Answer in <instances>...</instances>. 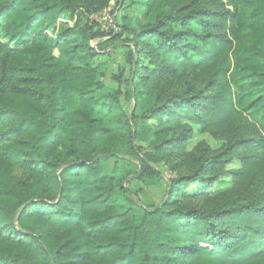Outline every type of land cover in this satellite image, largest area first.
I'll use <instances>...</instances> for the list:
<instances>
[{
  "label": "trees",
  "instance_id": "1",
  "mask_svg": "<svg viewBox=\"0 0 264 264\" xmlns=\"http://www.w3.org/2000/svg\"><path fill=\"white\" fill-rule=\"evenodd\" d=\"M111 1L142 21L104 95ZM0 264H264V0H0Z\"/></svg>",
  "mask_w": 264,
  "mask_h": 264
},
{
  "label": "rangeland",
  "instance_id": "2",
  "mask_svg": "<svg viewBox=\"0 0 264 264\" xmlns=\"http://www.w3.org/2000/svg\"><path fill=\"white\" fill-rule=\"evenodd\" d=\"M141 15L142 8L137 6L136 4L128 3L127 1H125L123 4H117L116 2L111 1L106 9L90 17V20L97 22L100 28L104 30L105 34H108L105 35L101 41H99L98 39H93L90 41L92 47L101 52L93 59V63L100 69L102 73V80L107 88L103 90L102 94L104 95L108 94L110 92V89L118 85V83L116 82V76L118 74L117 69L119 66L124 64V55L126 51L125 46H132L130 42L123 41L124 36L120 39L115 40V38L113 39V37L109 34L112 29H119V27L123 25L134 28L138 20L141 19L142 21ZM70 23L72 22L70 21ZM99 48H103V50H99ZM106 53H109V55H106ZM124 78H126V76H124L123 79ZM125 87L126 84H124L123 92L125 90ZM121 100L126 105L127 112H129L130 117V114L134 109L133 98H131V100H128L126 95L122 93ZM136 121L138 123V126H140L141 120L137 119ZM145 122L147 124H154L155 120L149 117ZM204 139L208 140L206 136L203 137L196 133L193 134L192 137L188 140L187 149H192L197 142ZM208 144L212 148H216L217 146L214 142L212 143L210 141L208 142ZM141 145L143 146V144ZM159 169L162 172L163 179L158 180V182L149 179L144 182H139L133 179L132 175L128 177L127 173L129 169L126 166H123L121 170L122 178L124 179L123 184L125 187H127L128 190H131L133 192L143 190L149 198L157 199L165 188L168 179L174 177L176 174V172H173L171 168L163 165L162 163L159 165ZM12 173L15 179V184L18 188L22 189L26 181L25 173L19 169H14ZM197 185V183L192 184L186 190L189 192L193 191L197 188ZM228 187L229 181L225 182L220 177L211 188V191L218 192Z\"/></svg>",
  "mask_w": 264,
  "mask_h": 264
}]
</instances>
